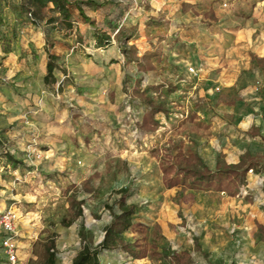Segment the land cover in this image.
I'll list each match as a JSON object with an SVG mask.
<instances>
[{"label": "rangeland", "instance_id": "obj_1", "mask_svg": "<svg viewBox=\"0 0 264 264\" xmlns=\"http://www.w3.org/2000/svg\"><path fill=\"white\" fill-rule=\"evenodd\" d=\"M96 1L85 9L102 46L74 9L65 21L49 5L33 21L28 0H0V216L16 214L18 255L47 264L49 249L71 264L101 241L127 188L141 226L124 238L146 257L107 251L101 264H176L173 253L264 264L263 171L217 191L168 188L161 169L193 153L211 169L218 157L264 161V0ZM149 102L160 111L143 123Z\"/></svg>", "mask_w": 264, "mask_h": 264}, {"label": "trees", "instance_id": "obj_2", "mask_svg": "<svg viewBox=\"0 0 264 264\" xmlns=\"http://www.w3.org/2000/svg\"><path fill=\"white\" fill-rule=\"evenodd\" d=\"M32 9L27 14L34 21L33 12L41 11L43 8L51 5L52 9H57L62 14L65 21L70 20V9H74L79 14L83 23L89 24L94 30V35L97 39L96 44L102 46L107 37H104L100 27L95 25L94 19L86 12L85 8H93L98 10L104 6L105 1L99 2L96 0H28ZM3 20L0 17V26ZM71 24V23H69ZM116 34L120 31L118 25ZM115 34V35H116ZM50 58H53L51 55ZM56 65L52 59L46 62V73L43 77L45 82L53 77V71ZM150 110L146 113L147 117L152 118L156 111H160L158 106L152 105L149 102ZM91 132L93 127L83 125L81 129ZM264 138V137H263ZM11 162H14L10 157ZM161 169L163 179L168 188L181 187L187 189H214L217 191H227L230 185H238L246 182V175L249 170L263 171L264 161L260 162L245 153L237 164L228 163L221 158H217L215 168L210 166L197 154L179 155L173 161L165 159L162 162ZM117 192L121 195L118 199L119 211L112 214L109 223L104 227L103 237L101 241L95 245L85 244L73 257L71 264H101L100 257L107 251L124 252L133 259H141L146 257V249L140 244L138 239H134L131 243L124 238V233L131 229L135 222L141 226L139 218L136 217V206L132 203H127L123 195L129 194V189L121 188ZM233 193L234 191H230ZM264 192V183H263ZM258 233L264 240V225H258ZM185 255L181 253H173L171 258L176 264H189V260L185 259ZM47 264H54L55 258L52 251L47 250Z\"/></svg>", "mask_w": 264, "mask_h": 264}, {"label": "built area", "instance_id": "obj_3", "mask_svg": "<svg viewBox=\"0 0 264 264\" xmlns=\"http://www.w3.org/2000/svg\"><path fill=\"white\" fill-rule=\"evenodd\" d=\"M15 220L16 214L10 208L5 209L0 216V226L6 233L1 241L3 253L6 257L7 264H26L25 260L18 255L14 240L10 237L14 231Z\"/></svg>", "mask_w": 264, "mask_h": 264}, {"label": "crops", "instance_id": "obj_4", "mask_svg": "<svg viewBox=\"0 0 264 264\" xmlns=\"http://www.w3.org/2000/svg\"><path fill=\"white\" fill-rule=\"evenodd\" d=\"M100 9H101V8H100ZM100 9H98V10H100ZM112 18H114L113 15H112ZM103 48H104V47H103ZM100 65L103 66V63L101 62ZM144 258H145V257H144ZM141 259H143V258H141Z\"/></svg>", "mask_w": 264, "mask_h": 264}]
</instances>
